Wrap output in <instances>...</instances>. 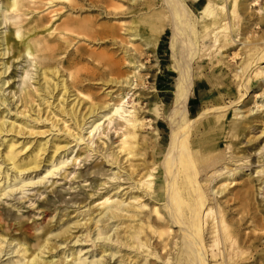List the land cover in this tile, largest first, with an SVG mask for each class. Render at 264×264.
I'll use <instances>...</instances> for the list:
<instances>
[{"label":"bare ground","instance_id":"1","mask_svg":"<svg viewBox=\"0 0 264 264\" xmlns=\"http://www.w3.org/2000/svg\"><path fill=\"white\" fill-rule=\"evenodd\" d=\"M57 1L61 6L55 8ZM122 2L132 16L129 27L116 15L125 9ZM125 2L0 0V195L30 184L33 172L55 173L77 146L73 165L96 152L112 165L107 174L116 182L112 193L100 194L87 208L83 203L73 217L39 235L26 232L21 220L11 231L0 226V255L16 253V259L0 264H235L244 244L255 250L254 263L264 264V0ZM97 15L109 22L99 25ZM168 26L172 58L203 52L197 66L207 70L209 96L218 104L204 107L198 124L189 113L194 79L200 76L185 65L174 66L178 76L167 116L148 94L144 107L128 105L129 91L147 75L140 54L155 53ZM103 40L120 47L123 58L83 46ZM9 51L13 60L28 62L10 97L2 88L9 81L4 79L8 62H2ZM229 56L236 63L241 59L239 65ZM87 58L99 64L81 65ZM121 59L128 70L121 69ZM218 74L229 76L228 82ZM94 77L108 96L99 102L85 88ZM232 82L238 95L226 102ZM247 94L255 113L242 111ZM14 96L20 105L10 115ZM160 117L170 127L166 150L159 147ZM100 127L106 137L107 129L119 133L113 147L104 140L93 146ZM255 128L259 134L249 136ZM243 142L256 161L239 146ZM207 158L212 160L205 163ZM249 167L253 172H244ZM69 174L65 169L62 175ZM258 194H263L260 204L254 200ZM15 232L20 235H11Z\"/></svg>","mask_w":264,"mask_h":264},{"label":"rangeland","instance_id":"2","mask_svg":"<svg viewBox=\"0 0 264 264\" xmlns=\"http://www.w3.org/2000/svg\"><path fill=\"white\" fill-rule=\"evenodd\" d=\"M127 2V0H125ZM125 2V3H126ZM123 3V2H122ZM54 4H57L55 8H58L61 6L60 3L55 2ZM53 4V5H54ZM67 3H63V5H66ZM124 4V3H123ZM49 4L44 6L42 9L44 13H47L49 8ZM98 6V5H97ZM125 9L122 11V15L116 14L117 17H121L123 19V22L126 23V25L129 27L131 25L130 20L132 19V16L127 12V3L124 4ZM202 5H199L197 9H192V13L197 15L198 9H201ZM109 11L112 12V9H109ZM253 13H257V9L252 10ZM94 13V12H93ZM95 14H98V12H95ZM93 15V14H92ZM250 15V13H249ZM94 16V15H93ZM103 15H97L98 18V24L103 25L106 22H109V20H106V18L102 17ZM115 24H117L115 21H110ZM5 26V25H3ZM124 27V26H123ZM126 28V27H124ZM171 26H168L167 30L165 31L164 35L162 36L161 40L159 41L158 47L156 48V52L152 53L150 49H144L142 53L139 56V61L143 64L141 67L142 73L147 74L145 81L140 84V86H137L135 89H132L129 91V94L127 96V100L129 102L130 108L133 107H144L146 105L145 94H148L149 96H152L150 99V102L154 103L158 107V111L162 114H165L167 116L168 112L173 107V99H174V84L175 80L178 76V71L174 67L176 64L181 66L182 68L185 65L186 71L193 70L192 72L198 73L200 77H196L194 79V91L191 96V108L189 117H191V121H198V115L202 111L204 107H213L218 102H216L212 96H209V91L211 87L209 86L208 82L206 81L207 78V70H200L198 69V62L202 60L203 57L200 55L203 53L202 49L198 50L197 53H194L192 56H189V58H180V56H177L176 59L171 57V50H170V35H171ZM99 41L103 44H95L90 43V45H85V48L95 49L96 52L98 51H106L108 54H113L116 58H123L124 56L123 51H121L120 47H116L114 44L109 42L108 40ZM89 41L86 43L88 44ZM139 40H135L134 43L137 44ZM93 47H89L92 46ZM14 51L6 52L2 58V62H8L6 64V72L4 73V79H8L9 81L2 87L5 89V96L10 97L13 90L17 88V81L19 79L20 73L23 69L27 68L28 62L26 60L19 61V60H13L11 58ZM232 55V53H230ZM231 56H229L227 59L231 61L232 65H239L241 62V59L237 60V63L234 62V60L230 59ZM189 60V61H188ZM1 61V60H0ZM188 61V62H186ZM121 62V69L128 70L129 68L125 67V61L123 59L120 60ZM81 65H98L99 63H95L92 59L87 58V60L82 61L80 63ZM264 65V64H261ZM31 73L32 75L35 74L36 68L35 66H31ZM208 71H211L208 69ZM221 77H223V80L228 82L229 76L224 77L225 74H218ZM36 76V74H35ZM86 77V75H83ZM97 77H94L93 79H90L89 81H86V89L93 92L94 96L96 97L95 101H102L104 98H108V96H105L104 91L101 89L102 81L96 79ZM35 79V78H34ZM205 79V81H204ZM33 81V78H32ZM204 81V83H202ZM231 85V95L226 98V102H228L229 99L236 98L238 95L237 89L235 88V82L230 83ZM134 87V86H133ZM132 87V88H133ZM111 88H107L109 90ZM115 89V88H112ZM9 93V95H8ZM252 94V93H251ZM261 96V95H260ZM258 97L256 99L257 104H260L263 98ZM16 97L11 98L12 100H9V107H11L10 115H13V112L15 111V104L17 106L20 105V103L16 102ZM230 97V98H229ZM234 98V99H235ZM250 96L247 94L242 101L246 102V106L242 104V111H248L249 109H253L254 113L257 110V107L255 104L248 102ZM117 98L114 99L116 101ZM219 101V103L223 102ZM241 103V102H240ZM4 106H0V110L3 109ZM212 113V112H211ZM253 113V112H252ZM146 119L151 120L152 116L145 114ZM154 121V120H152ZM158 128L160 129V133L162 136V142L159 144L160 149L166 150L169 143V134H170V127L168 120L160 117V119H157ZM195 124H198L195 123ZM107 124L104 123L103 127H106ZM103 127H100V129L94 131L93 135V146L100 145V143L104 140L106 146L107 144L110 147H113L114 144L111 145V143L117 139L119 133L114 132V129H107L108 137H106L104 134L101 133ZM147 130V129H146ZM148 132L151 131V128H148ZM96 132V133H95ZM100 132V133H99ZM260 132V128H255L251 130L249 136L252 135H258ZM99 137H102L103 139H98ZM87 139V138H86ZM244 139V136L243 138ZM87 141V140H86ZM89 143L92 142L88 139ZM87 141V142H88ZM84 142V141H83ZM82 142V143H83ZM75 142H71L70 144H74ZM71 145V146H72ZM247 144L245 142L240 143V147L245 149V152L250 153L251 146L245 147ZM80 147H84V144H81ZM75 147V151L70 154L68 157L65 156L64 160L66 161V164L64 166H60L55 173H49L47 175L42 172L41 175L39 173H32L30 177L32 179L28 182L30 184L25 185L23 188L19 189L17 187H12V192H10V195H0V226L2 228H6L7 230L11 231V228H13L14 224L21 220L25 223L24 229L28 233H32V235H39L45 230L54 228L55 226H59V220H67L69 217H73L76 212H73L75 209H77L79 206H81L83 203L87 204L85 208L88 207L89 202L97 198L100 194H105L107 190H110L113 186L116 185V182L114 180L109 179L107 170L111 169L112 165L106 162L105 158L98 153L94 152L89 158L86 157V154H84L81 157V161L79 164H72V155H74L77 150L78 153L80 152V148ZM69 153V151L67 152ZM230 154V153H229ZM251 154V160L256 161L254 158L253 152ZM255 159V160H254ZM211 158H207L205 160V163L208 161H211ZM102 161L98 166H95L96 163ZM222 163V162H221ZM257 163H254L253 165H256ZM4 165H2L3 167ZM254 167L244 168V172L250 173L253 172ZM65 169L70 172V174L64 178L63 173ZM209 169V168H208ZM43 170V168H41ZM212 169L210 168V171ZM112 171H116V169H113ZM210 173V172H209ZM207 173V174H209ZM39 175V176H38ZM76 176V177H75ZM206 176V174L204 175ZM254 176V173H253ZM43 177V179L41 178ZM109 180L107 184H101V182H105ZM13 184V183H12ZM101 184V185H100ZM127 185V184H125ZM7 186V184L5 185ZM257 186V185H256ZM7 187L6 189H8ZM17 188V189H16ZM99 188V189H98ZM114 191V189H111V193ZM95 192L93 197H89V193ZM263 194H258V197H256L254 200L257 202L256 204H260V197H262ZM234 207L235 211L239 209L237 205ZM254 206V205H252ZM81 209H84L81 208ZM229 209V207H227ZM65 214V215H62ZM237 216H234L236 218ZM57 220V221H56ZM246 225H242L241 228L245 230ZM249 226H251V223H249ZM249 226L247 227V231L250 229ZM19 232V231H18ZM18 232H15L11 235H20ZM17 237V236H16ZM208 238H206L207 240ZM72 244V242L70 243ZM242 248L245 250V253L237 257V261L235 264H252L257 258V254L255 250L252 251V247L247 249V245L244 244ZM261 248V246L259 247ZM16 253L6 254V255H0V261L5 262L8 257L14 256L13 259H16ZM258 264V263H254Z\"/></svg>","mask_w":264,"mask_h":264}]
</instances>
